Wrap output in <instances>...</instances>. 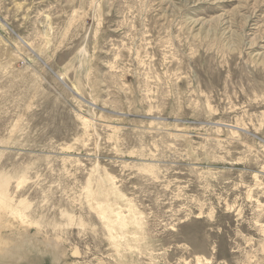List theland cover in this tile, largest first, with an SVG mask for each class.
<instances>
[{
    "label": "rangeland",
    "instance_id": "1",
    "mask_svg": "<svg viewBox=\"0 0 264 264\" xmlns=\"http://www.w3.org/2000/svg\"><path fill=\"white\" fill-rule=\"evenodd\" d=\"M264 264V0H0V261Z\"/></svg>",
    "mask_w": 264,
    "mask_h": 264
},
{
    "label": "bare ground",
    "instance_id": "2",
    "mask_svg": "<svg viewBox=\"0 0 264 264\" xmlns=\"http://www.w3.org/2000/svg\"><path fill=\"white\" fill-rule=\"evenodd\" d=\"M17 253L15 255H11L8 260H1L0 264H19L18 260L21 261L22 257Z\"/></svg>",
    "mask_w": 264,
    "mask_h": 264
}]
</instances>
